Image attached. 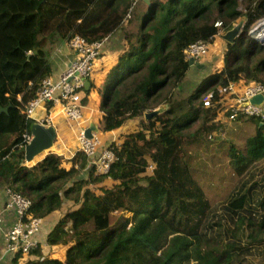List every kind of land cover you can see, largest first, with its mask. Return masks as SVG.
<instances>
[{
  "label": "trees",
  "instance_id": "16d2710c",
  "mask_svg": "<svg viewBox=\"0 0 264 264\" xmlns=\"http://www.w3.org/2000/svg\"><path fill=\"white\" fill-rule=\"evenodd\" d=\"M132 2L0 0V104L9 108L0 114V187L30 199L32 218L49 217L65 201L78 206L47 238L50 245L68 247L64 260L45 256L40 246L33 252L36 259L21 263L24 255L17 253L12 263L264 264V119L252 118L258 131L244 153L232 150L239 178L215 203L195 179L184 148L222 121L219 87L264 83V45L249 35L264 18V0H143L144 8L129 20L132 27L125 28ZM242 17L246 26L228 43L223 69L174 101L192 66L189 45L213 44L220 29L230 30ZM119 29L125 49L106 81L99 131L138 122L121 142L108 145L115 155L109 172L97 173L81 151L70 166L52 152L27 165L21 145L35 121L24 111L52 76L50 47L76 35L101 41ZM209 91L216 96L205 107ZM162 106L164 112L146 118Z\"/></svg>",
  "mask_w": 264,
  "mask_h": 264
},
{
  "label": "built area",
  "instance_id": "2783aa9c",
  "mask_svg": "<svg viewBox=\"0 0 264 264\" xmlns=\"http://www.w3.org/2000/svg\"><path fill=\"white\" fill-rule=\"evenodd\" d=\"M143 0H133L125 19L127 26L129 20L135 12V5ZM216 26L221 28L222 22H217ZM225 33L222 29L217 37ZM110 36L101 41L88 42L85 38L76 35L68 41V47L73 52V58L66 69L58 78L48 77L43 80L42 87L36 98L30 101L24 111L28 119H34V115L39 108L46 109L47 106L60 108L61 112L71 123L81 125L78 132L79 151L85 153L89 158L91 166H96L97 173L107 174L114 161V152L106 145L101 133L92 132V136H87L86 129L82 125L85 121L84 99L86 97L87 83L93 75L94 64L106 48ZM211 43L197 40L189 45L186 54L189 59L195 62L202 61L210 55ZM221 95V104L224 110L221 114H227V119L231 122L237 121L240 117H258L264 119V101L253 103V98L264 96V83L245 81L230 82L228 86L217 89ZM216 96L215 91H209L204 98V106L209 107ZM220 102V100H219ZM40 123H51L50 118H45ZM24 141L21 146H26L32 141L31 132L24 133ZM8 201L2 211H0V225L5 221L7 211L14 210L16 222L10 229L3 233L7 244L8 252L12 255L22 253L31 255L38 249L42 242L37 237L43 224L42 218H32L28 215L32 207V201L23 194L13 189H7Z\"/></svg>",
  "mask_w": 264,
  "mask_h": 264
},
{
  "label": "crops",
  "instance_id": "0c3cea01",
  "mask_svg": "<svg viewBox=\"0 0 264 264\" xmlns=\"http://www.w3.org/2000/svg\"><path fill=\"white\" fill-rule=\"evenodd\" d=\"M228 48V43L223 38V35L217 37L215 42L211 44V52L208 57H212L214 59H219L217 63L213 66L212 64H207L206 57L202 61H198L195 65H192L189 72L188 77L189 83L194 85H199L208 75L215 71V65L220 64V70L223 69L224 65V55ZM125 49V35L122 29L117 30L110 36V40L104 49V53L102 56L96 60L94 64L93 75L89 79V86L87 87L86 93L89 94L87 103H85L84 115L85 121L83 122V126L85 129H89L92 126H97L99 131V122L102 118L103 111L101 109L103 102V88L106 85V81L111 69L118 63V60L121 54ZM222 49V50H221ZM222 51L220 56H216V54ZM53 51V52H52ZM225 51V52H224ZM73 58V52L68 47L67 41L58 40L55 42L49 49V60L52 64V77L58 78L61 73L66 69L68 64L71 62ZM211 58V59H212ZM199 65L204 66L203 68L199 67ZM191 85L185 84L181 85L178 88L180 94L183 92L187 93L191 89ZM34 123H40L45 118H50L51 123H41L46 127H54L56 132V137L54 139L53 145L46 151L38 154L32 161H25L27 165H34L36 162L42 160L48 153H56L63 155L65 158V165L70 166L73 163V159L76 157L77 152L79 151V142H78V132L81 125L71 123L67 120L64 114L61 112L60 108L53 107L51 105L47 106L46 109L39 108L34 117ZM223 119H226L223 117ZM241 121V120H240ZM138 120H130L126 126L121 127L120 129H116L107 133H101L102 138L108 144L117 141L121 142V134L128 133L130 130L134 129L137 125ZM238 122V121H237ZM128 130V131H127ZM77 166V164H76ZM88 177L87 173L84 175ZM107 181L109 185L113 182L111 179ZM8 201V194L6 188L0 187V211L3 210L6 202ZM78 206L74 204L73 201H65L62 209L56 211L54 214L50 215L47 218L43 219V224L40 232L37 237L41 240V249L45 256H49L54 258L53 255L49 254L51 250L56 251V249L61 247H66L64 245H50L47 242V238L49 233L55 227L56 223L63 218L67 213L76 210ZM16 222V213L14 210L7 211L5 216V221L2 225H0V264H13L14 255L10 254L7 249L6 241L3 237V233L13 226ZM37 256L33 253L31 255H24L21 263L28 259H36Z\"/></svg>",
  "mask_w": 264,
  "mask_h": 264
},
{
  "label": "rangeland",
  "instance_id": "374dc122",
  "mask_svg": "<svg viewBox=\"0 0 264 264\" xmlns=\"http://www.w3.org/2000/svg\"><path fill=\"white\" fill-rule=\"evenodd\" d=\"M142 8H144V6L141 1L135 5L134 11L142 10ZM124 26L126 25L124 24ZM130 27L132 26L127 25L125 28ZM221 50H219L216 56L222 54ZM211 58L210 56L206 59L207 64H212L213 66L219 61V59ZM223 65L225 66L224 62L221 66ZM215 66V71H213V73L220 71L221 68L220 64ZM188 81L189 79L186 78L182 85H191L192 88L190 91L180 94V91L176 89L174 101L179 102L186 99L200 86L194 85L193 83L190 84ZM102 91V93L105 94L106 88L104 87ZM222 116L226 119H221L222 121L214 131L198 139L187 140L184 143L186 160L192 168L195 179L200 183L211 203L224 199L239 178V174L234 167L232 150L236 149L238 153H244L248 138L256 135L258 131L257 121L252 119L254 117H245L241 121L231 122L227 119L226 113L222 114ZM198 126L199 124L196 123L193 129ZM124 134L125 131L121 136ZM106 145H109L108 142H106ZM151 171L150 169L149 172ZM108 181L110 182V180ZM127 215L130 216L131 214ZM67 249L68 247L59 246L56 251L51 250L49 254L53 255L54 258L64 260Z\"/></svg>",
  "mask_w": 264,
  "mask_h": 264
},
{
  "label": "water",
  "instance_id": "95a60500",
  "mask_svg": "<svg viewBox=\"0 0 264 264\" xmlns=\"http://www.w3.org/2000/svg\"><path fill=\"white\" fill-rule=\"evenodd\" d=\"M148 4H150V0H145ZM264 21V20H263ZM260 23V22H259ZM257 23L254 25L252 30L250 31L251 36H257V34H262L264 26L259 25ZM246 26V18L242 17L233 28L226 31L223 34V38L226 40L227 43H234L236 39L242 34L244 31V28ZM262 45H264V39H262ZM195 60L190 59V64L195 65ZM199 67L203 68L204 66L199 65ZM89 86V82L87 83V87ZM264 101V96H257L253 98V103H262ZM167 106H162L160 108H157L151 112L146 113V118H151L152 116L158 115L166 110ZM9 108L3 107L0 104V114L3 112H8ZM31 133L33 135L32 141L26 146L25 148V159L27 161H32L38 154L48 150L54 142V139L56 137V132L54 127H46L41 123H33L31 125ZM97 126H92L89 129H87L86 133L87 136L91 137L92 132L97 131Z\"/></svg>",
  "mask_w": 264,
  "mask_h": 264
},
{
  "label": "clouds",
  "instance_id": "9594fccd",
  "mask_svg": "<svg viewBox=\"0 0 264 264\" xmlns=\"http://www.w3.org/2000/svg\"><path fill=\"white\" fill-rule=\"evenodd\" d=\"M264 18H262L261 20H259V21H257L256 23H254L253 25H252V27L250 28V30H249V35H250V31L252 30V28L254 27V25H256L257 23H259V25H261V26H264ZM228 31V30H227ZM226 32V31H225ZM263 34V33H262ZM262 34H257V36H252L257 42H259L260 44L262 43V38L263 37H261V35ZM251 36V35H250Z\"/></svg>",
  "mask_w": 264,
  "mask_h": 264
}]
</instances>
